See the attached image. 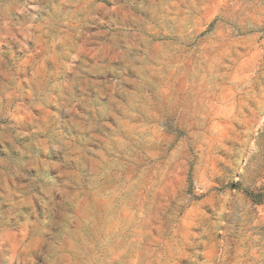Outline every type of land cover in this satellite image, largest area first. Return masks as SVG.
<instances>
[{
	"label": "clouds",
	"instance_id": "9594fccd",
	"mask_svg": "<svg viewBox=\"0 0 264 264\" xmlns=\"http://www.w3.org/2000/svg\"><path fill=\"white\" fill-rule=\"evenodd\" d=\"M0 264H264V0H0Z\"/></svg>",
	"mask_w": 264,
	"mask_h": 264
}]
</instances>
